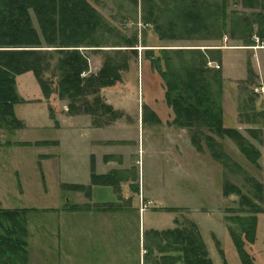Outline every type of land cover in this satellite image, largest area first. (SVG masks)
<instances>
[{"label":"rangeland","instance_id":"374dc122","mask_svg":"<svg viewBox=\"0 0 264 264\" xmlns=\"http://www.w3.org/2000/svg\"><path fill=\"white\" fill-rule=\"evenodd\" d=\"M87 1L107 25L97 36L100 47L90 49L137 52V57H126L128 68L121 72V81L99 89L95 97L117 113L113 120L101 116L95 127L106 128L107 137L117 140L105 150L124 154L128 162L129 169L120 178L137 182L133 185L137 195L132 194L131 201L136 211L87 217L71 211L82 208V193L68 186L82 185V152L91 141L90 133L82 134V116H88L92 126L94 122L82 111L68 113L69 101L57 93L58 56L51 55L44 73L51 96L44 98L31 73L18 76L21 104L15 106V114L24 125L0 130V208L29 210L27 264H153V255L144 259L148 232L189 223L198 227L213 264H241L233 240L243 238L244 224L233 218L249 216H256L257 228L254 243L244 241V249L253 264H264V0H158L159 18L152 20L161 24L173 20L180 10L214 4L206 7L214 12L208 19L211 24L200 30L170 29L163 40L155 25L144 21L143 8L148 6L143 7L142 0L137 5L133 0ZM31 18L40 33L33 13ZM128 39L135 41L133 48L125 47ZM79 49L89 64L82 77L97 74L103 53ZM145 50H153L149 58L144 57ZM210 53L213 56L206 58ZM183 68L202 73L212 97L218 94L223 127L237 130L258 149L259 169L233 140L218 138L202 125L183 128L175 122L158 72L178 73L182 78ZM85 98L89 103L95 99ZM207 136L220 145L223 163L210 154ZM193 139L202 151H197ZM251 180L262 184L261 201L255 198ZM225 182L239 188L261 211L240 209L238 196L223 195ZM131 204L122 201L120 206Z\"/></svg>","mask_w":264,"mask_h":264},{"label":"trees","instance_id":"16d2710c","mask_svg":"<svg viewBox=\"0 0 264 264\" xmlns=\"http://www.w3.org/2000/svg\"><path fill=\"white\" fill-rule=\"evenodd\" d=\"M133 1L138 4V0ZM142 4L143 7L148 6L143 8L144 21L155 25L162 40L166 39L165 35L170 33V29L189 27L192 30H200L208 22L209 16L214 14L212 10L206 8L214 4L204 3L199 7L195 6L194 10L189 8L180 10L173 20L161 24L157 20H152L153 17L159 18L157 13L161 6L158 0H142ZM31 13L35 16L40 33L33 25ZM216 16L218 17V14ZM207 24H211L210 21ZM106 27L102 17L87 0H0V130H18L23 127L22 122L15 115V106L21 104L16 92L18 76L31 73L44 98L48 99L51 96L52 90L44 79L51 55L58 56L57 68L60 71V78L56 82L57 93L60 99L69 101L68 113L82 111L92 117L94 126L100 125L101 116H111L113 120L117 113L108 105L99 104V99L95 97H98L99 89L113 87L121 81V72L128 68L126 57L128 54L137 57V52L135 49H90L100 47L98 44L101 42L97 36ZM250 31L247 29L246 32ZM249 37L250 35L245 38L247 42ZM134 43L135 41L128 39L125 47L133 48ZM83 44L85 45L82 46ZM80 47H87L86 51L103 53L105 59L97 74L82 77V74L88 72L89 64L87 56L81 52ZM152 51L145 50L144 57L149 58ZM211 54L210 56L205 54L206 58L213 56ZM202 60L204 61V58ZM206 63L203 62L204 66ZM154 66L157 68L155 64ZM158 73L167 87L165 94L167 104L173 109L175 122H178L180 127L193 128L195 125L200 127L202 125L218 138L227 137L233 140L244 158L258 168L260 152L237 130L223 127L218 94L212 97L202 73L183 68L181 74L183 73L184 80L178 73L173 74L169 71L170 76L167 72ZM213 76L215 83H219L216 74ZM88 95L95 98L92 103L87 102L85 97ZM193 140L197 151H202L197 141ZM207 147L215 161L223 163L224 154L213 137L207 136ZM90 178L91 185L111 186L114 189H117L122 181L120 175L115 172L107 175L95 174L92 161ZM251 184L255 198L261 201L262 184L256 180H251ZM68 188L74 192L89 189L82 185H71ZM223 195L238 196L240 209L248 206L250 213L257 214L261 211L256 206V202L244 196L239 188L229 182L224 183ZM106 207L110 206L100 205L96 209L106 211ZM71 211L79 212L82 208L76 206ZM28 212L27 209L0 208V264H27L26 214ZM233 220L244 224L241 231L243 238L239 240L236 237L233 240L240 262L253 264L244 249V241L254 243L257 218L249 216L242 219L233 218ZM148 234H145L144 259L147 260L153 255V264H213L200 231L194 223L164 231L150 230Z\"/></svg>","mask_w":264,"mask_h":264},{"label":"crops","instance_id":"0c3cea01","mask_svg":"<svg viewBox=\"0 0 264 264\" xmlns=\"http://www.w3.org/2000/svg\"><path fill=\"white\" fill-rule=\"evenodd\" d=\"M16 118L23 124V120L20 118V116H16ZM82 118L85 119V124L82 126V134L84 131H86V135L87 133H90L91 141H88L89 145H87L85 147V151L82 152V186L89 189H87L88 191L77 192L78 194L82 193V211L79 212L86 214L85 217H87L98 214H115V216H117L123 211H136V208H134L133 204H131V201L137 195V193H135L137 192V188L133 186L137 183L136 181H132L123 177L124 179L121 181L122 187H120V184L117 189H114L111 186L91 185V161L93 162L94 173L97 175H107L113 172L120 175V173L127 172L129 166L128 162L126 163L125 161L124 154L105 150V148L110 144L117 142V140L107 137L108 131L106 128L92 126L91 119L88 118V116H82ZM109 128L110 127H108V129ZM86 164L89 166V171H87ZM71 185L80 184L72 183ZM126 186H128V188H126ZM122 201H129L131 204L128 206L129 208L124 209L122 206H120ZM100 205H107L110 207H106V211H99L96 209V207ZM123 213L127 214L128 212Z\"/></svg>","mask_w":264,"mask_h":264},{"label":"built area","instance_id":"2783aa9c","mask_svg":"<svg viewBox=\"0 0 264 264\" xmlns=\"http://www.w3.org/2000/svg\"><path fill=\"white\" fill-rule=\"evenodd\" d=\"M208 65H210V63H209ZM260 89L262 90V89H263V87H262V88H260ZM260 89H259V90H260ZM259 90H257V91H259Z\"/></svg>","mask_w":264,"mask_h":264}]
</instances>
